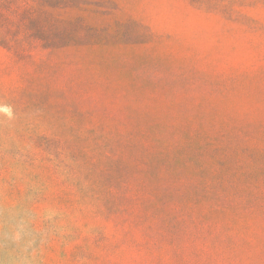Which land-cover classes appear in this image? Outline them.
Masks as SVG:
<instances>
[{
    "label": "rangeland",
    "instance_id": "rangeland-1",
    "mask_svg": "<svg viewBox=\"0 0 264 264\" xmlns=\"http://www.w3.org/2000/svg\"><path fill=\"white\" fill-rule=\"evenodd\" d=\"M0 264H264V0H0Z\"/></svg>",
    "mask_w": 264,
    "mask_h": 264
}]
</instances>
